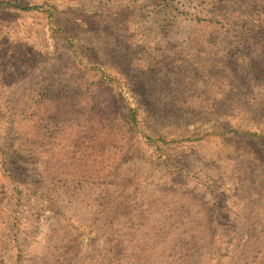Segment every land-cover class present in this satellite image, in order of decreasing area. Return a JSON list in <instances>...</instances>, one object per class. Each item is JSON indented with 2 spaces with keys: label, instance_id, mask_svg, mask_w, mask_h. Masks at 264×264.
<instances>
[{
  "label": "rangeland",
  "instance_id": "374dc122",
  "mask_svg": "<svg viewBox=\"0 0 264 264\" xmlns=\"http://www.w3.org/2000/svg\"><path fill=\"white\" fill-rule=\"evenodd\" d=\"M0 264H264V0H0Z\"/></svg>",
  "mask_w": 264,
  "mask_h": 264
},
{
  "label": "trees",
  "instance_id": "16d2710c",
  "mask_svg": "<svg viewBox=\"0 0 264 264\" xmlns=\"http://www.w3.org/2000/svg\"><path fill=\"white\" fill-rule=\"evenodd\" d=\"M39 7H28L26 8L27 10H31V9H38Z\"/></svg>",
  "mask_w": 264,
  "mask_h": 264
}]
</instances>
